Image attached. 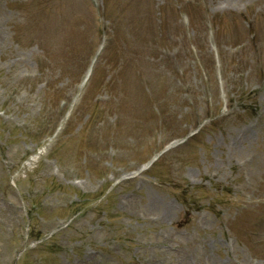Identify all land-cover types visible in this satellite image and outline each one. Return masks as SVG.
<instances>
[{
    "label": "rangeland",
    "instance_id": "374dc122",
    "mask_svg": "<svg viewBox=\"0 0 264 264\" xmlns=\"http://www.w3.org/2000/svg\"><path fill=\"white\" fill-rule=\"evenodd\" d=\"M97 3L0 0V264H264V0Z\"/></svg>",
    "mask_w": 264,
    "mask_h": 264
},
{
    "label": "bare ground",
    "instance_id": "6f19581e",
    "mask_svg": "<svg viewBox=\"0 0 264 264\" xmlns=\"http://www.w3.org/2000/svg\"><path fill=\"white\" fill-rule=\"evenodd\" d=\"M36 158V156H34V158L33 159H35Z\"/></svg>",
    "mask_w": 264,
    "mask_h": 264
}]
</instances>
